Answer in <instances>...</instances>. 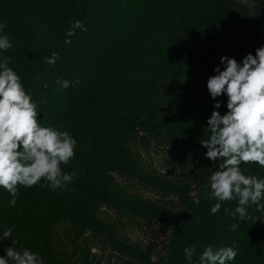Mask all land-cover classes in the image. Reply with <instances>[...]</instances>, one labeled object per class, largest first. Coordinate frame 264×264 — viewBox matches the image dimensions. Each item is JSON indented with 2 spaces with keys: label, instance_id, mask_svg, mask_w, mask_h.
<instances>
[{
  "label": "trees",
  "instance_id": "obj_1",
  "mask_svg": "<svg viewBox=\"0 0 264 264\" xmlns=\"http://www.w3.org/2000/svg\"><path fill=\"white\" fill-rule=\"evenodd\" d=\"M164 1L0 0V35L12 45L0 59L38 122L77 140L61 165L76 175L66 187L19 186L14 207L0 188V227L45 264H189L185 247L196 248L197 264L205 245L234 246L231 264H264V212L253 205L233 219L224 211L232 200L210 214L207 178L218 162L199 143L213 104L206 80L221 56L239 62L261 45L264 0H172L154 19ZM241 168L264 178L256 164Z\"/></svg>",
  "mask_w": 264,
  "mask_h": 264
},
{
  "label": "clouds",
  "instance_id": "obj_2",
  "mask_svg": "<svg viewBox=\"0 0 264 264\" xmlns=\"http://www.w3.org/2000/svg\"><path fill=\"white\" fill-rule=\"evenodd\" d=\"M4 27L0 24V29ZM11 46L9 37L0 35V51ZM212 72L206 80V90L213 100L205 127L209 135L199 141L206 149L204 157L218 162L215 170L209 168L207 178L206 195L215 201L209 212L215 215L223 202L236 200L231 212L227 208L224 211L243 221L253 205L257 212H264V178L241 168L242 164H256L264 169V44L239 62L221 56ZM57 84L67 89L70 81L58 79ZM222 106L226 108L223 114L219 111ZM38 113L20 76L9 66V59H0V188L9 193L8 203L13 207L19 186L30 188L44 181L43 186L55 191L76 178L74 172H64L61 165L74 158L77 140L66 130L38 122ZM230 227L235 231L239 224ZM0 245L4 251L0 264H45L39 253L19 245L12 227H0ZM183 251L192 264L196 248L185 247ZM237 255L234 246L205 245L197 264H231Z\"/></svg>",
  "mask_w": 264,
  "mask_h": 264
},
{
  "label": "rangeland",
  "instance_id": "obj_3",
  "mask_svg": "<svg viewBox=\"0 0 264 264\" xmlns=\"http://www.w3.org/2000/svg\"><path fill=\"white\" fill-rule=\"evenodd\" d=\"M172 0H165L159 7L160 8H158L156 11H155V13L153 14V18L154 19H156V18H159V19H162L164 16H165V14H166V12H167V9H168V4L171 2ZM263 34H264V30H263ZM261 44H264V39L262 40V42H261ZM143 45V39L142 40H140V42H139V44H138V46H142ZM135 56L134 55H132V58L130 59V61H128V63H127V65L125 64L124 66H123V68L120 70V72L116 75V78H115V86H117L118 87V84L120 83V82H122V81H124L125 80V75L127 74V72H126V68L128 67V65H129V63L131 62V60H133V58H134ZM97 118H95L94 120H92L90 123H89V125H88V128L90 127V125L96 120ZM94 125H97V122L94 124ZM137 236H139V235H137ZM20 245V244H19ZM20 246H22V245H20Z\"/></svg>",
  "mask_w": 264,
  "mask_h": 264
}]
</instances>
